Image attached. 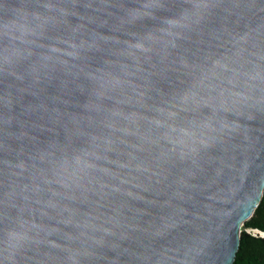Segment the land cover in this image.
Instances as JSON below:
<instances>
[{"label": "water", "instance_id": "obj_1", "mask_svg": "<svg viewBox=\"0 0 264 264\" xmlns=\"http://www.w3.org/2000/svg\"><path fill=\"white\" fill-rule=\"evenodd\" d=\"M264 193V0H0V264H233Z\"/></svg>", "mask_w": 264, "mask_h": 264}, {"label": "trees", "instance_id": "obj_2", "mask_svg": "<svg viewBox=\"0 0 264 264\" xmlns=\"http://www.w3.org/2000/svg\"><path fill=\"white\" fill-rule=\"evenodd\" d=\"M252 217L245 222L247 229L264 233V193ZM233 264H264V238L246 231L241 233L239 249Z\"/></svg>", "mask_w": 264, "mask_h": 264}, {"label": "built area", "instance_id": "obj_3", "mask_svg": "<svg viewBox=\"0 0 264 264\" xmlns=\"http://www.w3.org/2000/svg\"><path fill=\"white\" fill-rule=\"evenodd\" d=\"M248 233H252V232H248Z\"/></svg>", "mask_w": 264, "mask_h": 264}]
</instances>
